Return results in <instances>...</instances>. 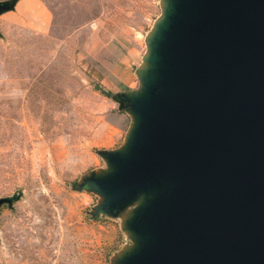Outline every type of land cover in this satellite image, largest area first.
Returning <instances> with one entry per match:
<instances>
[{
	"label": "water",
	"instance_id": "water-1",
	"mask_svg": "<svg viewBox=\"0 0 264 264\" xmlns=\"http://www.w3.org/2000/svg\"><path fill=\"white\" fill-rule=\"evenodd\" d=\"M163 10L124 148L84 187L102 212L140 200L119 264H264V0Z\"/></svg>",
	"mask_w": 264,
	"mask_h": 264
},
{
	"label": "rangeland",
	"instance_id": "rangeland-1",
	"mask_svg": "<svg viewBox=\"0 0 264 264\" xmlns=\"http://www.w3.org/2000/svg\"><path fill=\"white\" fill-rule=\"evenodd\" d=\"M0 4V264H119L140 200L102 212L84 183L124 148L165 0Z\"/></svg>",
	"mask_w": 264,
	"mask_h": 264
},
{
	"label": "bare ground",
	"instance_id": "bare-ground-1",
	"mask_svg": "<svg viewBox=\"0 0 264 264\" xmlns=\"http://www.w3.org/2000/svg\"><path fill=\"white\" fill-rule=\"evenodd\" d=\"M163 12H164V10H163ZM163 12H162V16L159 18V20L154 24V26H153V29H154V27H155V25H156V27L155 28H157V26H158V24L161 22V20H162V18H163ZM153 29H152V31L150 32V37H149V40L152 38V36H153V34H154V32L156 31V29H155V31L153 32ZM148 40V41H149ZM148 54V51H147V53H146V55ZM146 55L144 56V62L146 63ZM147 58H148V55H147ZM144 70H145V68L147 67V66H145V64H144Z\"/></svg>",
	"mask_w": 264,
	"mask_h": 264
},
{
	"label": "trees",
	"instance_id": "trees-1",
	"mask_svg": "<svg viewBox=\"0 0 264 264\" xmlns=\"http://www.w3.org/2000/svg\"><path fill=\"white\" fill-rule=\"evenodd\" d=\"M106 95H108V94L106 93Z\"/></svg>",
	"mask_w": 264,
	"mask_h": 264
}]
</instances>
